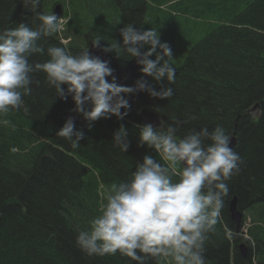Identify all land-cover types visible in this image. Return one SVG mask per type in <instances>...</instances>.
<instances>
[{"label": "trees", "instance_id": "trees-1", "mask_svg": "<svg viewBox=\"0 0 264 264\" xmlns=\"http://www.w3.org/2000/svg\"><path fill=\"white\" fill-rule=\"evenodd\" d=\"M238 1L245 8L201 38L183 65L174 66L173 84L143 74L135 58L120 48L107 51L118 84L133 86L143 77L156 90L172 87L173 95L122 94L130 104L122 119L110 115L89 122L81 114L79 124H74L75 130L84 133L77 148L56 134L69 116L80 114L73 111L71 95L66 99L57 96L46 73L31 74L32 90L23 97L24 104L0 116V264H137L119 251L88 255L77 245L76 237L79 231L89 230V222L100 215L101 185L129 179L145 155L166 163L154 149L139 145L144 108L159 116L162 127H156L158 131L176 127L177 140L193 130L207 127L212 131L216 126L230 137L237 136L234 150L242 162L226 181L229 193L215 231L208 234L204 256L207 264H264V0ZM46 2L40 0L33 11L24 0H0V31L20 23L37 28L41 23L38 13H54ZM114 2L121 18L113 32L94 25L81 30V22L75 19L78 9H71L73 34L81 33L87 41L99 38L100 47L105 48L115 41L122 43L120 30L126 24L142 30L148 0ZM96 15L101 13L94 12ZM37 43L44 53L29 57L33 64L50 59L47 49L52 46L63 47L72 55L88 48L64 44L59 33L42 36ZM106 79L111 82L112 77ZM62 87L66 90L67 86ZM121 126L127 130V152L113 141ZM234 196L238 207L251 214L249 238L241 234L243 224L238 227L230 217ZM243 240L248 246L246 255L239 246ZM147 264H161V260L149 259Z\"/></svg>", "mask_w": 264, "mask_h": 264}, {"label": "clouds", "instance_id": "clouds-1", "mask_svg": "<svg viewBox=\"0 0 264 264\" xmlns=\"http://www.w3.org/2000/svg\"><path fill=\"white\" fill-rule=\"evenodd\" d=\"M24 2L35 11L40 0ZM38 19L41 23L35 29L20 23L0 31V116L24 104L23 97L32 90L31 74L37 71L46 73L47 83L55 88L57 96L66 99L71 95L73 111L89 122L127 115L130 104L122 94L146 91L159 98L173 95L172 87L156 90L143 77L133 86L118 84L109 62L90 55L88 48L72 55L63 47L52 46L47 49L50 59L30 63L33 54L44 53L37 43L40 38L63 31L70 17L38 13ZM120 35L122 43L115 41L104 50L120 48L135 58L143 74L157 82L165 79L174 83L172 49L167 42H161L157 29L138 30L126 24ZM100 41L92 40L93 46H100ZM146 46L147 50L142 51ZM153 55L155 59L150 58ZM107 77H112L111 82ZM62 85L67 86L66 90ZM56 134L73 148L79 147L84 137L82 131L75 130L71 116ZM113 141L127 152L129 141L123 126L114 132ZM230 142V135L221 126L212 131L207 127L193 130L179 140L172 125L164 131L151 124L141 126L139 145L154 149L166 163L145 155L129 179L101 185L100 215L89 222V230L79 231L77 245L88 255H114L119 251L137 264H147L153 258L169 264H207L206 242L208 234L215 231L224 197L229 193L226 181L242 162ZM176 176L178 180H174Z\"/></svg>", "mask_w": 264, "mask_h": 264}, {"label": "rangeland", "instance_id": "rangeland-1", "mask_svg": "<svg viewBox=\"0 0 264 264\" xmlns=\"http://www.w3.org/2000/svg\"><path fill=\"white\" fill-rule=\"evenodd\" d=\"M46 1L49 10H53L57 3H61L64 8V18L70 17L71 9H78L75 19L82 23L79 26L81 30L94 25L113 32L120 23L121 13L114 0ZM245 6L244 2L238 0H148V10L142 30L157 29L161 42H167L172 49L171 63L173 66H181L189 51L201 38L219 24L231 20L232 16L242 11ZM94 12L101 13V16H94ZM73 27L75 23L71 25L69 21L62 31L63 37L71 38V41L65 40L68 41L67 45L79 44L88 47L89 41L81 33L73 34ZM177 167L180 168V165ZM250 216L251 214L245 210L242 231L251 225ZM245 235L247 236L246 233ZM161 264H169V262L161 260Z\"/></svg>", "mask_w": 264, "mask_h": 264}, {"label": "water", "instance_id": "water-1", "mask_svg": "<svg viewBox=\"0 0 264 264\" xmlns=\"http://www.w3.org/2000/svg\"><path fill=\"white\" fill-rule=\"evenodd\" d=\"M54 13L57 16H61L63 13V9H62V5L61 4H57L54 8ZM88 51L91 55L94 56H98L100 59L108 61L109 62V66L111 67V59L109 54L107 53V51L104 50V48L100 47V46H93L92 41L89 42V46H88ZM257 107L256 106L253 107V110ZM141 117L142 120L144 121L145 124H151L154 128L156 127H160L161 126V120L159 118V116L154 112L151 111L148 108H144L141 110ZM81 119V114H78L74 117V124H79ZM238 141L237 136L234 134L231 137V142H230V146H232L233 148H235L236 143ZM230 217L231 219L237 224V226H239L241 224L242 218H243V212L241 209H239L238 207V197L234 196V198L231 200L230 202ZM241 251L242 253L245 255L247 252V245L246 243H241L240 245Z\"/></svg>", "mask_w": 264, "mask_h": 264}]
</instances>
